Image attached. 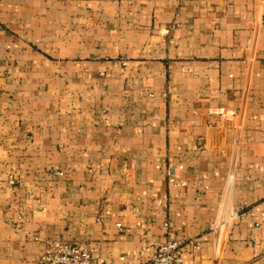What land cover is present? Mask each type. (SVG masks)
<instances>
[{"label": "crops", "instance_id": "crops-1", "mask_svg": "<svg viewBox=\"0 0 264 264\" xmlns=\"http://www.w3.org/2000/svg\"><path fill=\"white\" fill-rule=\"evenodd\" d=\"M165 223L264 264V0H0V264H143Z\"/></svg>", "mask_w": 264, "mask_h": 264}, {"label": "built area", "instance_id": "built-area-1", "mask_svg": "<svg viewBox=\"0 0 264 264\" xmlns=\"http://www.w3.org/2000/svg\"><path fill=\"white\" fill-rule=\"evenodd\" d=\"M181 10L190 0H175ZM63 175L62 173H57ZM224 224L228 230L232 220L233 208L227 205L222 211ZM221 213L218 220L221 218ZM218 225V224H217ZM216 225V229L218 226ZM166 238L164 243L156 247L154 256L143 264H183V251L185 241L176 237V233L170 223L164 224ZM121 228V225H118ZM227 232V231H226ZM39 264H105L102 260L93 258L90 252L83 247L63 242L54 241L46 247L42 253Z\"/></svg>", "mask_w": 264, "mask_h": 264}]
</instances>
